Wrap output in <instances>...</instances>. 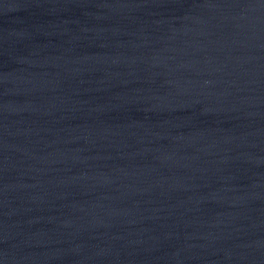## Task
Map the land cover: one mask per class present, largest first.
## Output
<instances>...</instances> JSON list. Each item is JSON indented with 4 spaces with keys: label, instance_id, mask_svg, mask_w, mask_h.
I'll list each match as a JSON object with an SVG mask.
<instances>
[{
    "label": "water",
    "instance_id": "obj_1",
    "mask_svg": "<svg viewBox=\"0 0 264 264\" xmlns=\"http://www.w3.org/2000/svg\"><path fill=\"white\" fill-rule=\"evenodd\" d=\"M0 264H264V0H0Z\"/></svg>",
    "mask_w": 264,
    "mask_h": 264
}]
</instances>
